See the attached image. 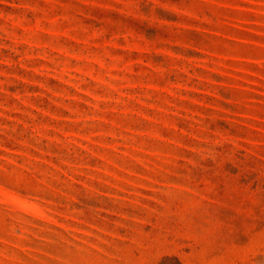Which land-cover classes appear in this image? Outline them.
<instances>
[{"label":"rangeland","instance_id":"rangeland-1","mask_svg":"<svg viewBox=\"0 0 264 264\" xmlns=\"http://www.w3.org/2000/svg\"><path fill=\"white\" fill-rule=\"evenodd\" d=\"M0 264H264V0H0Z\"/></svg>","mask_w":264,"mask_h":264}]
</instances>
